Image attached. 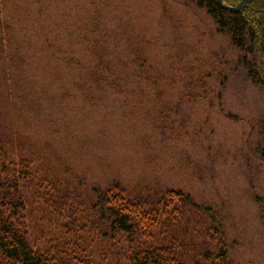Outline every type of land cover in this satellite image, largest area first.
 <instances>
[{
    "label": "trees",
    "instance_id": "trees-1",
    "mask_svg": "<svg viewBox=\"0 0 264 264\" xmlns=\"http://www.w3.org/2000/svg\"><path fill=\"white\" fill-rule=\"evenodd\" d=\"M61 1L68 3L71 14L53 19L44 11L35 22L30 16L38 40L32 34L26 38L27 56L51 69L52 86H60L59 75L64 73L75 91L85 88L79 93L85 107L109 102L98 96L118 88L140 96L124 103L140 105L152 89L162 91L169 69L177 75L160 54L158 40H134L104 0ZM241 1L225 0L230 6ZM71 2L82 5L83 36L79 23H64L76 18ZM147 2L152 3L147 8L151 10L162 3ZM182 3L188 12L180 9L179 19L191 21L201 14L232 49L250 83L264 92V0L250 1L239 13L222 9L218 0ZM26 5L50 11L54 0H0L1 39L14 40L15 32L26 29L28 11L22 7ZM60 27L71 31V37L77 35V42L64 40ZM154 29L153 23L140 27L147 34ZM255 126L264 161V115ZM26 133L0 107V264H238L222 211L194 188L179 182L170 187H133L121 178L93 177L86 167L85 180H77L54 163L58 147L54 150L49 142L43 147Z\"/></svg>",
    "mask_w": 264,
    "mask_h": 264
},
{
    "label": "rangeland",
    "instance_id": "rangeland-1",
    "mask_svg": "<svg viewBox=\"0 0 264 264\" xmlns=\"http://www.w3.org/2000/svg\"><path fill=\"white\" fill-rule=\"evenodd\" d=\"M157 1L162 3L151 10L147 0H104L134 40H158L160 54L177 73L169 69L160 93L152 89L144 103L128 105V98L139 95L118 88L98 96L109 102L85 107L79 94L85 88L75 91L66 74L59 75L60 86H52L51 69L27 56L26 38L38 40L30 16L35 22L44 11L53 19L71 14L68 3L54 0L50 11L22 6L28 11L26 29L15 32L14 40L0 38V107L34 142L58 147L54 163L77 180H85L86 167L93 177L121 178L133 187L179 182L194 188L222 211L236 262L264 264V161L255 126L264 115V92L250 83L232 49L201 14L181 20L178 11L188 12L183 0ZM70 4L76 18L64 23H79L83 36L82 5ZM144 22L153 23L157 34L141 32ZM59 30L64 40L77 42V35ZM119 47L122 52V43Z\"/></svg>",
    "mask_w": 264,
    "mask_h": 264
},
{
    "label": "water",
    "instance_id": "water-1",
    "mask_svg": "<svg viewBox=\"0 0 264 264\" xmlns=\"http://www.w3.org/2000/svg\"><path fill=\"white\" fill-rule=\"evenodd\" d=\"M252 1V0H242L239 2L236 6H230L228 5L225 0H218L219 5L221 6L222 9L230 11V12H235L239 13L241 12L242 9H244L247 4Z\"/></svg>",
    "mask_w": 264,
    "mask_h": 264
}]
</instances>
